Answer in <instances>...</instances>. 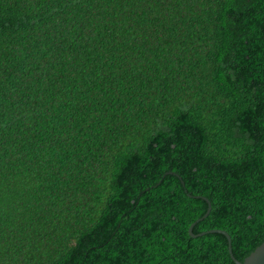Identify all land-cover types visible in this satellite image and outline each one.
Segmentation results:
<instances>
[{
	"label": "trees",
	"instance_id": "16d2710c",
	"mask_svg": "<svg viewBox=\"0 0 264 264\" xmlns=\"http://www.w3.org/2000/svg\"><path fill=\"white\" fill-rule=\"evenodd\" d=\"M202 197L264 243V0H0V264H236Z\"/></svg>",
	"mask_w": 264,
	"mask_h": 264
},
{
	"label": "water",
	"instance_id": "95a60500",
	"mask_svg": "<svg viewBox=\"0 0 264 264\" xmlns=\"http://www.w3.org/2000/svg\"><path fill=\"white\" fill-rule=\"evenodd\" d=\"M167 174H170V173H167ZM183 185H184V183H183ZM202 198L205 201H207L208 204H209L208 211H207V213L205 214L204 217H202L197 222H195V223H193L191 225V227L189 228V234L193 238H196V237H199V236H203V235L209 234V233H219V234H222V235L226 236L227 239H228V242H229V253H230V256H231L232 260L236 264H264V243L261 244L258 248H256V250L254 252H252L243 262H241V261L237 260L235 258V256H234V254H233V251H232V243H231V236L226 231L217 229V230H210V231H207V232H203V233H200L198 235L194 234L193 229H194L196 223H198L199 221L204 220L210 214L211 209H212L211 202L207 198H205V197H202Z\"/></svg>",
	"mask_w": 264,
	"mask_h": 264
}]
</instances>
